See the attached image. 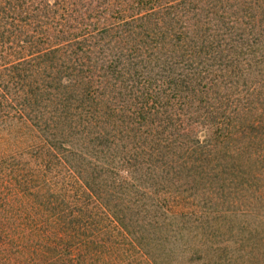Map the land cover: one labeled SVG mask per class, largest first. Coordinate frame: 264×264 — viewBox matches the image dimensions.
<instances>
[{
	"label": "trees",
	"instance_id": "obj_1",
	"mask_svg": "<svg viewBox=\"0 0 264 264\" xmlns=\"http://www.w3.org/2000/svg\"><path fill=\"white\" fill-rule=\"evenodd\" d=\"M264 207V0H0V264H239Z\"/></svg>",
	"mask_w": 264,
	"mask_h": 264
},
{
	"label": "rangeland",
	"instance_id": "obj_2",
	"mask_svg": "<svg viewBox=\"0 0 264 264\" xmlns=\"http://www.w3.org/2000/svg\"><path fill=\"white\" fill-rule=\"evenodd\" d=\"M254 214L229 217L223 239L229 241V253L239 264H264V207L255 206Z\"/></svg>",
	"mask_w": 264,
	"mask_h": 264
}]
</instances>
